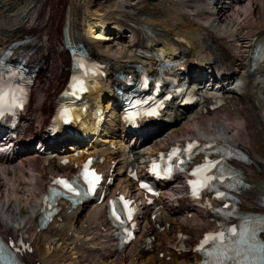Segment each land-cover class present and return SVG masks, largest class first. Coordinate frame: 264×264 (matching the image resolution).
Wrapping results in <instances>:
<instances>
[{
	"label": "bare ground",
	"instance_id": "obj_1",
	"mask_svg": "<svg viewBox=\"0 0 264 264\" xmlns=\"http://www.w3.org/2000/svg\"><path fill=\"white\" fill-rule=\"evenodd\" d=\"M207 1L105 0L103 5H96L91 0H67L64 21L66 31L57 28L56 43L52 45L60 55L65 52L66 43H83L93 55L110 67L124 68L137 60L134 55L136 46L128 45L118 38V45L122 44L119 48L121 56L118 57L115 55L116 44L107 41L114 33L120 35L127 24L131 27L129 23H133L136 30L137 27L143 30L137 31L146 34L151 31L157 35L160 40L156 44L160 49L157 58L166 57L182 65L187 61L198 78L204 67L207 70L216 67L227 74L216 89L212 88L206 94V99H217L218 95L225 99L221 100L222 105L217 111L205 114L204 104L187 111L171 105L166 113L167 119L173 120L169 129L163 133L157 131L158 126L145 130L138 138L129 139L132 141L131 148L125 145L127 136L116 131L120 126L111 118L105 132L110 135L99 139L103 143L101 145L96 143L98 138L94 136L98 129L82 125V131L77 129L73 135L65 134L59 138V154L73 157L72 146L66 151L61 145L68 139L76 142L78 135L89 134L80 153L91 150V156L99 155L98 168H106L107 172L117 163L120 181L116 186L122 187L123 181L129 188L127 178L121 175L127 153H154L172 141H181L194 135L201 139L227 140L246 150L252 157L251 164L240 165L252 184L249 191L243 194L247 199L243 202V210L264 213L260 204V198L264 195V72L249 74L252 69L251 41L264 36V0H238L235 8L226 5L229 0H216L214 8H209ZM247 1L249 6L245 5ZM10 3L13 8L9 6ZM39 4L40 0L4 1L0 6V50L28 36L29 52L34 54L35 66H41V73L46 53L35 31L40 19ZM248 19H251L250 22ZM138 43L142 46V42ZM149 46L146 44L147 48ZM68 61L69 73L65 83H68L72 73L70 55ZM148 64L155 66L152 60ZM64 80L65 77L60 78L57 85L60 86ZM238 80H242L244 86L242 90L237 88L243 91L240 95L227 89V86ZM110 87L105 82L93 90L94 101L101 111L108 110L111 104L107 102L105 106L101 105L104 100L110 99L111 94L105 95L110 92ZM53 89H44L45 97L35 104L36 126L33 123V127L36 128L32 131L30 126L28 137L18 144V153L11 156L6 150L0 152V230L6 239L19 245L22 260L26 264H198L200 258L197 255L179 254L169 248L171 240L168 238L172 233H175V239L183 232L201 239L205 232L214 228L209 224V212L203 209H192L196 215L180 218L184 214H179L175 205L179 203L185 212L190 208L182 199L185 192L182 182L164 188L163 195L157 199V205H161L163 211L160 221L142 222L143 234L157 238L149 251L146 250L142 235L138 243L133 244L128 251L121 252L112 239L103 205H93L90 210L65 208L47 229H40L38 221L44 207L47 185L59 173L52 162H45L43 155L37 152L32 154L30 147L36 137L43 136L42 130L55 109L57 97ZM238 119L243 122H237ZM182 132H186L185 135ZM85 157L83 155L71 160L81 163ZM151 208L148 207V210L151 211ZM175 219L178 224L174 229ZM68 250L75 255L74 258L65 255Z\"/></svg>",
	"mask_w": 264,
	"mask_h": 264
},
{
	"label": "snow or ice",
	"instance_id": "obj_2",
	"mask_svg": "<svg viewBox=\"0 0 264 264\" xmlns=\"http://www.w3.org/2000/svg\"><path fill=\"white\" fill-rule=\"evenodd\" d=\"M80 67H84L82 64ZM70 87L79 91H84L83 82L81 80L75 79L72 84H70ZM16 91H19L21 93L20 96L16 95ZM16 91H6L5 86L3 84V75L0 74V115H3V113L7 110H10L11 108L22 106L23 100H22V90H16ZM72 95H75V91L71 93ZM64 116H67V110L63 113ZM148 115H155V112H150ZM198 146L195 143L188 144L182 151L185 155H189V158L191 156L196 155L192 150L194 148H197ZM205 147H212L211 145L205 146ZM216 151L220 154L221 158L227 157L229 155V152L223 147L216 148ZM181 154V150L179 148H173L171 153H169V159H172V157H179ZM185 161H178L177 167H179V164L184 163ZM221 164V160L216 161H209L206 160L205 163L199 167L193 172V175H201V180L191 181L192 184V195L198 196L201 188H207L209 190L214 189V185L211 183L213 180H216L217 182L223 183L225 179V170H222L221 168H218L217 166ZM217 169L219 172V175L217 176L215 173L212 175H204V173L209 172L211 169ZM153 172H156V165H153L152 168ZM166 171L170 172V169H166ZM159 175V173H156ZM82 176L84 178V181L88 184V191H86L84 194L88 195L89 192H92L95 190L96 185L100 181V177L96 175L94 172L89 173L87 171V165H85V171L82 173ZM57 184L63 185L68 192H76V189L72 187V184H70L68 181L64 180H58L56 181ZM142 187H145L142 185ZM78 194V193H77ZM217 198L224 199L225 193L220 192L219 190H216ZM122 199V198H121ZM127 203V202H125ZM118 209L113 208L112 215L117 219L120 220L119 215H117ZM120 223L123 224L124 221L120 220ZM261 224L264 225V220L261 221ZM261 231H264V227L260 229ZM231 235L227 237L229 243H224L225 240V233H219L216 236H208L205 238V240L202 242L201 245V251H204L203 245L208 244L209 240H213V249L214 251H208L206 252V256L209 259H206L204 261V264H222L223 259H233L234 257H230L226 255L227 251H232L235 254V257H241L243 256V259L236 260V264H247L248 257H253V259L259 260V264H264V243L257 245L254 242L255 240V231L251 233V236L248 234L247 228H243L240 233L238 234L239 238L235 241L232 240V237L237 236V232L235 228H232L229 230ZM216 257V260L213 261L211 258Z\"/></svg>",
	"mask_w": 264,
	"mask_h": 264
},
{
	"label": "rangeland",
	"instance_id": "obj_3",
	"mask_svg": "<svg viewBox=\"0 0 264 264\" xmlns=\"http://www.w3.org/2000/svg\"><path fill=\"white\" fill-rule=\"evenodd\" d=\"M5 0H0V6L4 3ZM90 1V0H88ZM93 1V4L96 5H103V3L100 0H91ZM66 3L67 0H40V19L38 26L36 27L35 31L37 30L38 33H36L37 39L41 40L44 44V47H42V50L45 51L46 55L44 56V63H43V70L39 74L37 78L36 85L34 87L32 100L29 106L28 111V117L27 119L30 121L31 130L34 131L36 127H33L34 121V106L37 104V102H40L45 96H44V89L48 87L54 88L52 92H54V95L57 96L63 87L67 75H68V58L69 54L67 51H65L62 55L57 53L55 48H52V45L55 46L56 43V37L57 28H60L59 31H63L65 29L64 21L66 17ZM9 6L11 7L12 4L10 3ZM13 8V6H12ZM12 12H14L12 10ZM237 18V17H235ZM249 22L251 19H248ZM44 23L43 25H41ZM116 44L117 49L115 50V55L120 57L121 56V45H118V42H114ZM119 51V52H118ZM55 52V53H54ZM115 56V57H116ZM65 77V80L61 82V85L58 86L57 82L60 80V78ZM40 86V87H38ZM211 118V117H210ZM237 122L241 123L243 122L242 119L236 120ZM34 126L35 123H34ZM30 130V132H31ZM186 132H182L183 135H185ZM19 157V156H18ZM21 157V156H20ZM56 164V163H55ZM61 173L67 174L66 171L60 170ZM182 215V211H179ZM180 218H185L180 217ZM179 220V219H178ZM178 221L177 219L173 222L174 229L177 227ZM174 234L172 233L169 240H174ZM76 252V251H74ZM73 252V253H74ZM83 252H80V254ZM67 257L74 258L75 255H72L71 250H68L65 254ZM72 256V257H71Z\"/></svg>",
	"mask_w": 264,
	"mask_h": 264
}]
</instances>
